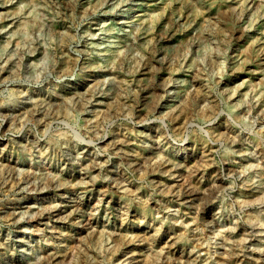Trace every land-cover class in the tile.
<instances>
[{
	"label": "rangeland",
	"instance_id": "rangeland-1",
	"mask_svg": "<svg viewBox=\"0 0 264 264\" xmlns=\"http://www.w3.org/2000/svg\"><path fill=\"white\" fill-rule=\"evenodd\" d=\"M0 264H264V0H0Z\"/></svg>",
	"mask_w": 264,
	"mask_h": 264
},
{
	"label": "bare ground",
	"instance_id": "bare-ground-1",
	"mask_svg": "<svg viewBox=\"0 0 264 264\" xmlns=\"http://www.w3.org/2000/svg\"><path fill=\"white\" fill-rule=\"evenodd\" d=\"M255 222H258V221L255 220Z\"/></svg>",
	"mask_w": 264,
	"mask_h": 264
}]
</instances>
